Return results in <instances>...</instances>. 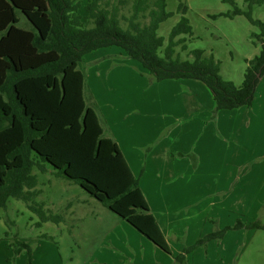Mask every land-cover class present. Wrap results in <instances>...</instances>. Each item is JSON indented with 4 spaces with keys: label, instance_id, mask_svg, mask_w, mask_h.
Listing matches in <instances>:
<instances>
[{
    "label": "rangeland",
    "instance_id": "1",
    "mask_svg": "<svg viewBox=\"0 0 264 264\" xmlns=\"http://www.w3.org/2000/svg\"><path fill=\"white\" fill-rule=\"evenodd\" d=\"M178 1L167 0L168 9L174 11ZM182 1L188 6L193 35L187 37L186 51L176 47V55L191 60L186 53L192 49L212 53L220 62L222 78L239 85L245 60L260 51V26L244 15L212 17L232 9L220 0ZM237 6L247 8L243 0H237ZM251 15L264 23V4L253 5ZM178 19L174 13L157 33L167 38ZM78 68L86 80L85 95L96 106L106 135L115 140L112 127L134 175L143 173L150 203L153 184L158 186L153 193L168 196L173 224L166 236L176 253L155 249L78 185L56 177L49 166L45 173L33 169L40 190L35 202L47 214H61L63 220L40 221L24 201L10 198L0 208V264H132V260L134 264H264V125L262 142L249 149L223 128L227 136L219 137L210 119L214 102L202 82H155L116 46L86 54ZM262 89L264 96V81ZM261 104L256 113L264 112V97ZM226 119L220 117L221 122ZM236 153L240 156L235 163ZM156 196L157 207L166 208ZM187 215L189 220H183ZM253 221L261 227L251 226ZM209 234L214 236L192 247ZM115 237L118 247L108 242ZM21 242L27 247L15 253ZM133 251L137 260H131ZM178 255L182 258L176 259Z\"/></svg>",
    "mask_w": 264,
    "mask_h": 264
},
{
    "label": "trees",
    "instance_id": "2",
    "mask_svg": "<svg viewBox=\"0 0 264 264\" xmlns=\"http://www.w3.org/2000/svg\"><path fill=\"white\" fill-rule=\"evenodd\" d=\"M220 1L232 9L212 17L244 15L261 28L260 51L245 60L239 85L222 78L212 53L192 49L186 53L191 60L176 55V47L186 51L187 37L193 35L182 0L174 11L167 0H0V208L15 198L40 221L61 222V214H47L35 202L40 190L33 169L45 173L50 166L56 177L78 185L155 249L172 254L138 177L85 95L86 80L78 64L90 52L116 46L155 82H202L214 102L211 120L220 110L249 107L264 75V23L252 17L251 9L264 0H243L246 9L237 0ZM174 13L179 19L167 38L159 35L160 24ZM250 225L261 227L257 221ZM213 236L198 239L192 247ZM26 247L21 242L15 253Z\"/></svg>",
    "mask_w": 264,
    "mask_h": 264
},
{
    "label": "crops",
    "instance_id": "3",
    "mask_svg": "<svg viewBox=\"0 0 264 264\" xmlns=\"http://www.w3.org/2000/svg\"><path fill=\"white\" fill-rule=\"evenodd\" d=\"M263 81H264V75L260 78V80L258 82V85H257L256 90H255L254 99L252 101L251 106L240 107V108L234 109V110H220L217 112L215 120H211V121H213L215 123V131L218 133L219 137L223 138V137L227 136V135L222 134L221 129L223 128L225 131H227L229 133L230 136H233L234 141L240 140L241 142L244 143V145L246 147L248 146V149L251 148L253 145H255V142H258L257 145L262 142L259 134H261V129H262L261 127L264 125V122H263L264 121V112L256 113L254 109L260 110L261 106H262L261 100L264 96L262 94L263 89L260 91V88H261V85L263 84ZM105 102L107 103V99ZM100 110L102 112V109H100ZM223 111H230V112H223ZM102 114H103V112H102ZM222 115H224V117H227L229 119H226L224 122H221L220 117ZM234 115H235V117L232 118V116H234ZM206 126L209 128V124H206ZM111 132H112V135L115 137L116 143L119 146L120 144L117 142V138L115 136V133H114L112 127H111ZM209 137L211 138V137H216V136L215 135L214 136L209 135ZM209 143H211L210 140H209V142H207V144H209ZM119 148H120V146H119ZM120 150H121V148H120ZM121 152L125 158V155H124L122 150H121ZM231 153H232V151H230V156H231ZM238 156H240V155H238L237 153L233 156V160L235 163L237 161ZM197 161L200 162V159H198ZM128 166L130 167L129 164H128ZM131 171H132V169H131ZM196 171H197V169H196ZM132 173H133V171H132ZM162 173L166 174V171H163ZM141 175L138 176L139 187H140V189L144 195V198L146 199V202L150 208L152 215L156 219V221H157V223H158V225H159V227H160V229H161V231H162V233H163V235L167 241L166 233L167 232L170 233L169 229L171 228V226L173 224V223H171V218H172L171 215L172 214L168 211V207H167L168 196L166 197V196H164V194H161L157 191H155L153 193L152 192L153 189L158 190V186L153 184L152 187L150 188V192H149V196H151V198H153V203H150V201L148 199V195L144 191L145 190L144 189V183L142 181L143 176H141ZM155 194H157L156 198L158 199V202L166 205V208H163L162 205H161V208L157 207V201H155V197H154ZM158 195H160L161 198H159ZM162 212L165 214H163ZM187 214H189V213H187ZM163 216L166 217V221H164V223H163ZM98 217H99V215L95 217V220ZM183 220H189V215L185 216ZM171 230H173V229H171ZM116 236H118V234ZM139 236L143 238L142 235L139 234ZM143 239H145V238H143ZM108 242L110 243L111 246H117V244L119 243V240L115 237L114 240H109ZM146 242H148V240H146ZM148 243H150V242H148ZM133 252H134V256L131 258V260L132 259L137 260L136 256H135V251H133ZM127 253H129V252H127ZM172 253L175 254L176 250H173ZM137 257H138V252H137ZM128 258H130V257L128 256ZM138 261H140V260H138ZM129 262L134 264L135 261L132 260Z\"/></svg>",
    "mask_w": 264,
    "mask_h": 264
}]
</instances>
